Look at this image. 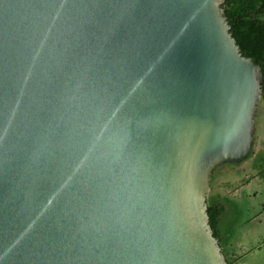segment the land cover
<instances>
[{"label":"water","instance_id":"95a60500","mask_svg":"<svg viewBox=\"0 0 264 264\" xmlns=\"http://www.w3.org/2000/svg\"><path fill=\"white\" fill-rule=\"evenodd\" d=\"M226 1L0 0V264H229L264 74Z\"/></svg>","mask_w":264,"mask_h":264},{"label":"rangeland","instance_id":"374dc122","mask_svg":"<svg viewBox=\"0 0 264 264\" xmlns=\"http://www.w3.org/2000/svg\"><path fill=\"white\" fill-rule=\"evenodd\" d=\"M255 120V142L248 157L218 165L211 178L210 201L225 208L217 227L222 249L233 264H264L263 100Z\"/></svg>","mask_w":264,"mask_h":264},{"label":"trees","instance_id":"16d2710c","mask_svg":"<svg viewBox=\"0 0 264 264\" xmlns=\"http://www.w3.org/2000/svg\"><path fill=\"white\" fill-rule=\"evenodd\" d=\"M222 7L242 54L261 66L264 74V0H227ZM262 100L264 101V81ZM224 211L225 208H220L208 198L210 223L219 240L217 227ZM228 263L232 264L229 260Z\"/></svg>","mask_w":264,"mask_h":264},{"label":"crops","instance_id":"0c3cea01","mask_svg":"<svg viewBox=\"0 0 264 264\" xmlns=\"http://www.w3.org/2000/svg\"><path fill=\"white\" fill-rule=\"evenodd\" d=\"M227 242L229 243V240L227 239ZM233 264V263H232ZM235 264H240L239 262H235Z\"/></svg>","mask_w":264,"mask_h":264}]
</instances>
